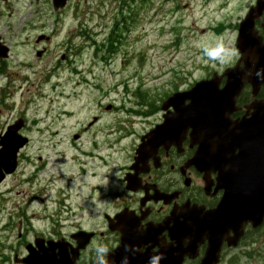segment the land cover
I'll use <instances>...</instances> for the list:
<instances>
[{"label":"rangeland","instance_id":"rangeland-1","mask_svg":"<svg viewBox=\"0 0 264 264\" xmlns=\"http://www.w3.org/2000/svg\"><path fill=\"white\" fill-rule=\"evenodd\" d=\"M237 1L240 3V0L232 4H214L212 0H145L144 4H138L139 18L133 23L132 30L127 35V43L110 63L99 62L97 58H94L91 42H83L88 49L76 57L75 66L80 65L79 72L59 71L48 82H46L48 72L24 70L21 67L22 64L18 63V59L12 58V67L21 74L20 79L23 80L17 81L14 87L6 90L8 108L5 110L3 107L4 115H0V130L8 123L11 116L19 115L23 103H26L25 115L31 120L37 111L44 115L43 109L51 107L49 104L53 102L54 112L60 113L62 109L69 111L62 125L70 133L71 130L80 128L83 122L95 114L94 101L98 98H106L107 101L118 104L125 103L126 107H129V101L133 99L130 98L131 95L129 97L124 93V83H127L131 90L142 85L145 90L169 92L176 87H187L206 75L212 74V71H218L234 63L237 58L234 34L226 31L225 35L217 37L211 34L213 32L211 27L225 17L231 16L233 13L231 10L237 5ZM118 5V0L117 3L116 0H112V4L103 6L92 4L93 10L87 13L85 21L93 31L91 34L93 33L98 40H102L109 31L112 18L118 13ZM243 5L247 4H240L241 8ZM235 18L234 15L233 19ZM80 21L81 19H70L71 30L78 27ZM174 28H176L175 31ZM174 33H178L176 39ZM97 34H99L98 37ZM77 42L80 43L81 40ZM174 44L177 45L174 46ZM218 44L226 53H230L226 55L224 63L214 61L204 54V48H215ZM24 51L17 52V56H20L22 60L28 58ZM44 66L46 64L43 63L35 67L42 69ZM52 68L53 66L48 70ZM58 82L61 86L57 85ZM68 145V148L65 147L66 160L56 158L53 150L44 152L47 168L40 173V178L51 173L55 177L64 174L68 177L62 180L67 183L70 174L78 171V162L69 161V155L76 154L74 148L70 147L69 138ZM128 145L129 141H124L120 143L119 148L123 150ZM28 150V154L31 155L32 147ZM104 155L105 159L110 161L106 167H110L109 171H111L117 165L118 159H121L120 154L117 156L105 152ZM31 162L24 159L17 174L9 177L2 188L0 242L7 236V233H3V226L10 219L17 227L24 224L22 221H26L22 216L33 218L32 214L36 211L44 212L41 206L32 200V196L45 190L42 191L41 185L27 181L33 169ZM95 166V162L88 160L89 174L73 180L70 186L72 195L70 202L73 207L86 205L88 211L97 210L99 205L102 207L98 201L100 196L113 189L109 181L111 179L106 177V169L98 170L97 178L90 177V172L99 169ZM54 184L58 187L61 180H56ZM83 184L87 187H83ZM92 185L98 188L93 193L90 192ZM77 186L79 189H76ZM100 187L102 191L99 190ZM51 192L49 197L45 196L48 205L46 214L57 207L54 202L57 194L53 190ZM35 219L39 218L35 217ZM32 223L41 226L40 230H46L51 226L44 217L40 221L32 220ZM17 238L18 232L15 229L9 233V239L6 241L16 245ZM237 264L253 263L243 260L242 263Z\"/></svg>","mask_w":264,"mask_h":264},{"label":"flooded vegetation","instance_id":"flooded-vegetation-1","mask_svg":"<svg viewBox=\"0 0 264 264\" xmlns=\"http://www.w3.org/2000/svg\"><path fill=\"white\" fill-rule=\"evenodd\" d=\"M3 4L51 3L46 0H0V6ZM33 12L29 8L24 13L23 8L19 7V23L8 24L3 19L0 26L3 23V29L12 33L20 31L22 36L33 28ZM40 37L46 41L50 39L49 35ZM36 41L34 44L37 46ZM43 51L45 55L49 48L45 47ZM252 91L251 85L247 84L245 95L238 100V110L232 114L233 120L250 116L253 109L249 106L254 101L264 100L262 89L256 96H253ZM170 109L165 111L162 107L158 108L135 123L134 127L138 128L132 131L134 143L131 150L113 174L115 188L110 197L112 210L103 212L98 224H78L67 234L60 228L53 229L46 236H35V240L46 239L40 241L36 248L24 241L20 251L30 246L35 253L42 250L48 253L53 245L50 251L57 257L60 254L58 259L67 264H94V250L103 245L109 248V254H113L109 264H120L125 255L130 256V264H135L137 256L141 260H148L154 254L164 253H171L170 259L174 262L186 253L184 264H199L206 254L209 240L207 236H202L204 240L199 243L198 257L191 259L188 254L193 252L185 248V243L194 240V237L187 235L188 232L215 228L221 222L218 215L222 211L223 198H227L224 210L229 206L236 207L244 196L239 191L244 190L248 195L249 189L234 184L233 180L238 178L230 176L222 179L219 172L212 171L210 167L208 172L199 169L194 163L200 149L199 124L194 126L190 122L176 119ZM118 145L119 142L113 148L117 149ZM226 222L227 218L225 225ZM111 226L118 229L111 230ZM124 229L131 231L133 238L137 231V240L128 241V245L140 249L135 254L125 252ZM82 231L89 234L78 238ZM233 235L232 231L227 234L222 246V258L228 252L234 257L243 254L245 258H250L247 250L264 255V252L261 253L264 248V223L256 227L252 222L246 223L245 231L235 246L229 245Z\"/></svg>","mask_w":264,"mask_h":264},{"label":"water","instance_id":"water-1","mask_svg":"<svg viewBox=\"0 0 264 264\" xmlns=\"http://www.w3.org/2000/svg\"><path fill=\"white\" fill-rule=\"evenodd\" d=\"M264 72V71H263ZM259 123L260 128L256 130H247L248 134L245 135L243 146H237L235 148H240L243 150V154H240L237 157L238 160V171L242 175H252L255 177L260 184L264 186V118H260L257 120ZM258 201H263L264 203V191L263 195L260 194L258 196ZM243 218H249V213L244 212ZM264 216V214H263ZM218 250L219 246L214 244L211 246L210 251ZM211 254V253H210ZM212 257L209 255L208 258L205 260V264H209L211 262ZM37 264V263H34Z\"/></svg>","mask_w":264,"mask_h":264},{"label":"clouds","instance_id":"clouds-1","mask_svg":"<svg viewBox=\"0 0 264 264\" xmlns=\"http://www.w3.org/2000/svg\"><path fill=\"white\" fill-rule=\"evenodd\" d=\"M204 54L208 56L210 59L214 61H218L219 63H224L226 55H230V53H226L222 46L219 44L215 48H204ZM258 77L264 78L261 72L257 73ZM187 243V241H186ZM95 262L94 264H109L106 257L109 254V248L103 245H99L95 248ZM140 251V249L135 248L131 245L125 246V252H132L136 253ZM165 257L162 254H154L153 256L149 257L148 264H160L161 260ZM120 264H130V256L125 255L121 258Z\"/></svg>","mask_w":264,"mask_h":264}]
</instances>
